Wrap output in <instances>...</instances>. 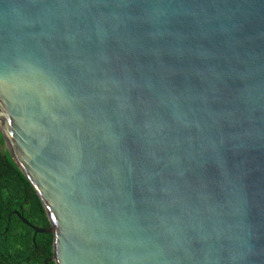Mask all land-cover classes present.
Instances as JSON below:
<instances>
[{
  "label": "water",
  "instance_id": "1",
  "mask_svg": "<svg viewBox=\"0 0 264 264\" xmlns=\"http://www.w3.org/2000/svg\"><path fill=\"white\" fill-rule=\"evenodd\" d=\"M0 136L44 264H264V0H0Z\"/></svg>",
  "mask_w": 264,
  "mask_h": 264
},
{
  "label": "trees",
  "instance_id": "2",
  "mask_svg": "<svg viewBox=\"0 0 264 264\" xmlns=\"http://www.w3.org/2000/svg\"><path fill=\"white\" fill-rule=\"evenodd\" d=\"M15 213L31 225L49 226L34 188L8 151L0 148V264H44L52 254V234L38 232L32 240V229Z\"/></svg>",
  "mask_w": 264,
  "mask_h": 264
},
{
  "label": "rangeland",
  "instance_id": "3",
  "mask_svg": "<svg viewBox=\"0 0 264 264\" xmlns=\"http://www.w3.org/2000/svg\"><path fill=\"white\" fill-rule=\"evenodd\" d=\"M0 148H1L2 150L6 149V145L2 144V145H0Z\"/></svg>",
  "mask_w": 264,
  "mask_h": 264
}]
</instances>
